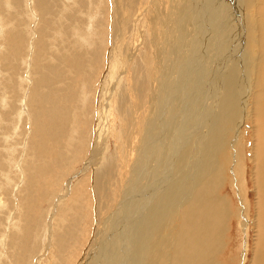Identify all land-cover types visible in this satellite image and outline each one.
Returning a JSON list of instances; mask_svg holds the SVG:
<instances>
[{"label":"rangeland","instance_id":"1","mask_svg":"<svg viewBox=\"0 0 264 264\" xmlns=\"http://www.w3.org/2000/svg\"><path fill=\"white\" fill-rule=\"evenodd\" d=\"M6 1L0 0V264H74L75 259L78 264L82 259L85 261V256L90 258L88 250H93L92 242L100 227L109 233L114 231L113 226L106 228L102 224L107 216L116 213L125 188L130 190L128 179H131L130 165L136 155L134 148L139 147L138 141L141 143L151 132L148 130L143 135L147 130V120L156 122L152 118L156 116L150 117L149 113L150 105L158 97L160 85L150 31L153 25L149 23L150 14L156 13L153 9L156 0ZM138 1L144 6L141 14L142 7ZM175 1L174 5H177ZM188 1H185V7L190 9L193 2ZM228 1L233 9H242V14L236 17L239 26H235V41L240 40L237 60L243 59V63L237 65L232 61L229 71L236 76L233 75V96L229 97L231 107L228 109L232 112L228 116L221 111L224 101L229 104L228 94H223L214 84L223 74H228L229 67L225 65L221 71H215L210 66V60L205 73L195 76L198 78H195L196 82L195 79L192 81L197 90L198 85L205 86L206 90L201 88L203 102L198 99L199 107L191 106L197 95L192 87L188 105L179 104L181 111L185 112H180L178 116L179 121L182 120L181 125H184V132L183 137L174 132L176 136L173 134L172 139L174 142L178 140V146L185 139L184 148L188 156L185 154L184 157L188 159L183 166L184 173L179 170V174L176 169L175 179H183L180 183L182 185L184 181L186 185H183L179 195L183 207L181 205L182 209L172 214L165 236L172 231L174 239L178 237L194 201L191 192L203 186L206 180V183H215L216 197L226 205V213L221 208L213 214L212 220L224 212V219L220 221L224 225L220 231L221 247L214 246L218 252L212 256L208 252L209 264H264V210L261 211L264 193L260 184L264 178V120L257 113L258 107L264 108V89L258 87L264 78V49L259 41L256 42V38L260 39L259 33H256L254 44L248 42L250 33L247 28L251 21L249 16H252L258 30L256 22L260 20L261 10L255 4L250 8L248 0ZM228 1L225 0L227 4ZM120 3L121 10L118 8ZM172 3L171 0H163L167 13L171 11ZM197 8L200 9V5L197 4ZM118 15H125L127 21ZM195 39L198 42V37L195 36ZM193 44L190 43L191 48ZM213 73H216L215 81ZM137 127L141 137H138ZM187 135L191 136L189 141ZM126 138L130 140L129 151L123 147ZM97 141L105 144L106 149L101 152L99 162L93 163L90 161L93 149L99 143ZM169 148L166 146L165 151ZM200 173L203 176L197 178ZM87 175L90 185L84 181ZM108 176L114 177L116 184H112L111 190L116 196L109 193L108 188L104 189V177L108 179ZM81 182L82 189L84 185L87 187L84 189L89 198L82 197L85 194L78 187ZM98 184L104 189L102 192L97 189L100 187ZM77 190L82 193L75 202ZM108 198L112 201L107 203ZM87 199L92 201L83 203ZM139 199L134 197L130 211ZM102 206H108L109 210L100 209ZM115 219L108 221L118 225L122 221V217ZM117 228L116 234L122 227ZM150 231L144 227L141 233L146 240L151 237Z\"/></svg>","mask_w":264,"mask_h":264},{"label":"bare ground","instance_id":"2","mask_svg":"<svg viewBox=\"0 0 264 264\" xmlns=\"http://www.w3.org/2000/svg\"><path fill=\"white\" fill-rule=\"evenodd\" d=\"M8 1H6V2H8ZM117 1H119V0H117ZM171 1H173L171 11L169 13H167L165 8H164V5H163V0H156L155 5L158 8L154 5L153 9L156 10V13L154 10L155 14H153V12L150 14V22H149L150 25H153V29H151L150 31H151V37L153 38V40H152L153 45L152 46H154V48L156 50L155 54H154V59H156L155 66H156V72L159 75V83H160L159 90L157 93L158 97L157 98L154 97L155 101H153V103L150 105V109H149L150 117H152V115H155L156 118L154 116L152 118H154V120L156 119L155 120L156 122L153 123V120H150L148 118L149 120H147V130L145 129V132L143 133V135L145 136L146 133L148 132V130L149 131L151 130V132H149V134H148L149 136H145V138H143L144 140L141 143H140V141H138L139 147L134 148V149H136L135 158L133 160V163L131 165L129 164L132 167L131 179H128V181L131 182L130 183V190L128 189L129 188L128 187L129 185H128L127 186L128 188H125L123 194L120 196L121 205L116 206L117 207L115 210L116 213L115 214L112 213V215H109V217L107 216V218H105L106 220L102 224L106 228L113 226L114 231L109 233V232H107L106 229L104 230V228H103V230H102V228L100 227L99 234H97L95 240L92 242L93 243L92 244L93 250H88L89 253L87 252L88 255L90 254V258H89V256H85L86 257L85 261L82 259V261L78 264H209L210 257L208 259V257H207L208 252L210 251V253H211L210 256H212L214 254V252H216L215 247L216 248L221 247L219 245L220 238H221V232L220 231H221V228L223 227L224 224L220 223V221H223V219H224V212L226 213V205L224 206V203H222L221 199L216 197L217 195H216L215 183H212V182L206 183V180L203 181L204 182L203 186H201L199 189L195 190L194 192H191L192 193L191 196L194 198V201H193V203L191 202L192 205L189 204V205H191L190 206L191 208L189 207L190 210H189L188 214L187 215L185 214L186 216L184 218V222H183L181 231H180L179 235H177L178 237L174 239L172 231L168 233L169 236L168 235H166L167 237L165 236V232L169 230V225H170L172 214L175 212V210L179 211L181 208L182 203H180L181 199L179 198V195L182 192L183 185H186V184H184L185 183L184 181L182 182V185H181L180 181H182L183 179L182 180L180 179V181H177L175 179L176 169L178 170L179 174L181 173L180 172L181 170L184 173L183 166L188 159L187 157H184L185 154L187 153V150L184 148L186 146V145H184L185 139L181 142V145L179 144V146H178V145H176L178 140L174 142L172 139V135L173 134L175 135L174 132H177L179 137L182 136V132H184V128H183L184 125H181L182 120L179 121L178 116L181 113H185V112L181 111L179 104H181L182 106H183V104L188 105L187 99H188V95H190L189 91L193 87L192 81L195 78L198 79L197 77L200 76V73H205L204 70L208 68L207 65L210 63V60H211L210 66L215 71H218V69H220V71H221L222 69H224L225 65H227V67H229L228 74L227 73L223 74L222 78L221 77L218 78L219 81L218 80L215 81V79H214L216 73H213L212 75H213V80L215 81L214 84H215L216 88L219 91H221L223 94H225V95L228 94L227 97H228L229 104L227 103V101H224L223 105H221L222 106L221 111L226 112L228 116L231 114L232 111L230 109H228L229 107H231L229 97L233 96V92H231L233 90H231V89L234 88L233 86H234L235 78H233V75L235 76V73L229 72L232 69V66H230V63H232V61H235V63H237V65L240 62L243 63V59L237 60L239 57V55L237 53L238 52L237 49L239 48L240 40H239V42L235 41V36L237 34L235 32L236 31L235 26H239V25H237V21H236L237 18L236 17H237V14H238V16H240L242 14V9H240V7L238 8V10H237V7H235L233 9L232 5L230 4V1H228V0L227 1L229 4H227L225 2V0H206L205 2H202L201 4L198 3V2H200V0H198V2L196 0H194V1L192 0L193 5H191L190 9L188 6L185 7L186 3H187V2H185L186 0H182V1L181 0H178V1L177 0L176 1L171 0ZM174 1L176 2L177 5H174ZM248 1H249V7L250 8H252V6L255 4V5L259 6L260 10H261L260 20L258 22H256L258 30L256 29V25L254 24V21L252 19L253 17L249 16V18H251V21H249L250 23L248 22V26H247L248 33H250V37H249L248 42H250V43L252 42L254 44L255 38H256V33H259L258 35H260V39L257 40V38H256V42L259 41L260 47H262V49H264V24L259 23V22H264V0H248ZM188 2H190V1H188ZM239 2H243V1H239ZM122 3H123V1H122ZM196 3L198 5H200V9L197 8ZM120 5H121V3L119 4L118 8H120V10H121ZM146 5L148 6L149 2H147ZM233 5H234V3H233ZM140 6L142 7L140 9V14H141L142 13L141 11L143 10L144 6H142V3H140ZM235 6H236V4H235ZM131 8H133V7H131ZM128 10L130 11V9H128ZM148 14L149 13H147V15ZM128 15H129V13H128ZM118 16L120 19L127 21V19H124L125 15L124 16L118 15ZM130 16H128V17L129 18H134V17L136 18V14L134 15V17H130ZM147 18H148V16H147ZM128 20H130V19H128ZM243 20H245V19H243ZM172 24H173V27H172ZM90 25H91V23H90ZM0 31H2V30H0ZM253 31L255 32L254 36H252ZM176 32H178V34ZM195 36H196V38L198 37V42H197V39H195ZM251 36L253 37L252 39H251ZM193 42L195 43V47H193L194 46ZM190 43L193 44L192 48L190 47ZM174 52H176L175 56H174ZM242 54H243V52H242ZM263 56H264V53H263ZM174 59H175V61H174ZM171 63H173L172 66H170ZM180 68H182V69H180ZM84 76H86V75H84ZM195 76H197V77H195ZM39 79L41 80V78H39ZM196 79H195V82H196ZM203 79H205V77ZM171 80H172L173 84L170 83ZM35 81H37V80H35ZM50 81H52V80H50ZM51 83H53V81ZM202 83L205 84L204 81ZM242 83L245 84V82H242ZM197 84H199V81ZM213 86L214 85H212V87ZM204 87L205 86H203V85L201 87L198 85L197 88H199L200 90L199 89L197 90L193 87L196 90L195 92H197L196 93L197 95H196V98L194 97L195 95L193 96V98H195V99H194V103L192 105L190 104L191 106L194 105V106H197V108L199 107V103H198L199 100L198 99H200L202 101L203 94L201 93V88L206 90V88H204ZM258 87L260 90L264 89V78H263V82H262V80L259 82ZM67 88H69V87H67ZM173 90H174V93H173ZM183 91H186V92L184 93ZM181 92L184 94L181 95L180 94ZM193 92H194V90H193ZM69 94H71V93H69ZM191 94H192V92H191ZM134 96H137V94L136 95L134 94ZM142 97H144V96H142ZM54 98H56V97H54ZM68 98H69V96H68ZM139 99H140V97H139ZM142 100H143V98H142ZM225 100H226V98H225ZM30 101H31V99H30ZM125 102H126V100H125ZM203 105H204V103H203ZM216 105H217V102H216ZM260 105H262V104H260ZM94 106L95 105H93V107ZM160 106H161V109H160ZM67 107H69V106H67ZM118 107H119V105H118ZM202 108H204V107H202ZM202 108H200V109H202ZM135 109H138V108H135ZM125 110H126V108H125ZM197 110H199V109H197ZM110 112H112V111H110ZM209 112L207 114H209ZM198 113H196V115H198ZM257 113L259 116H261V119L264 120V108L261 107V109H260L258 107ZM201 114H203V113H201ZM94 115H96V114H94ZM122 115H124V114H122ZM193 115H194V113H193ZM48 116H50V115L48 114ZM62 116H63V114H62ZM187 117H190V116H187ZM187 117H185V119ZM192 119H193V117H192ZM205 119H206V117H205ZM129 121H130V119H129ZM183 121H184V118H183ZM191 121H190V123H192ZM202 122H204V121H202ZM52 123H54V122H52ZM69 123H70V121H69ZM190 123H188V124H190ZM185 126H186V124H185ZM137 129H138V127H137ZM174 129H177V131ZM210 129H211V127H210ZM73 130H75V129H73ZM139 132H140V130L138 129V133ZM154 132H155L156 137L154 136ZM262 133H264V132H262ZM140 134L141 133H139L138 137H141ZM134 135H137V134H134ZM157 135H158V137H157ZM190 137H191L190 135L189 136L187 135L188 141L190 140ZM194 137H195V135H194ZM126 139H127V142L125 144L123 143L124 144L123 147L127 148V150L129 151L130 150V146H129L130 140L128 138H126ZM138 140H139V138H138ZM46 142H48V140H46ZM97 143L98 144H96V146L93 149L92 158L90 161V162L93 161V163L99 162V157H100L101 152L104 149H106L105 144L100 143V141H97ZM200 145H198V146H200ZM148 146H150V148ZM166 146L170 147L168 151H165ZM39 148H40V146H39ZM196 148L198 149V147H196ZM200 148H203V147H200ZM182 149H183V151H182ZM76 150H77V148H76ZM84 151H86V150H84ZM198 152H199V150H198ZM129 155H130V153H129ZM48 156H50V154L46 155V157H48ZM211 156H213V155H211ZM104 157H105V155H104ZM127 158L130 159L129 157H127ZM202 159H204V158H202ZM100 162L102 163V160H100ZM128 162L129 161L127 160V163ZM203 162H204V160H203ZM120 163H121V161H120ZM51 164H52V162H51ZM205 164H204V166H205ZM206 165H208V164H206ZM48 166H50V165H48ZM118 169H119V167H118ZM58 171H59V169H58ZM138 172H140V174L137 175L136 173H138ZM194 174H196V173H193V175ZM134 175H136V176L134 177ZM261 175H262V173H261ZM201 176H203L202 173H200L197 176V178H199ZM88 177L89 176L87 175L85 178L86 180H84V181L87 182ZM99 177L101 179V176H99ZM181 177L182 176H180L178 178H181ZM107 178L108 179H106V177H104V179H105L104 181H106V185L104 186V189L108 188V191L110 193L113 191V190H111L112 184L113 183L116 184V183L113 180L114 177L108 176ZM183 178H184V176H183ZM194 178H195V176H194ZM125 180H126V178H125ZM258 180L260 182V176H258ZM47 181H48V179H47ZM86 182H84V184L88 183V182L87 183ZM33 183H34V181H33ZM43 183H45V181ZM95 183H96V181H95ZM119 184L117 185L118 187H119ZM260 184H261V190H263V193H264V178L263 177H262ZM82 185H83L82 182H81V184L80 183L78 184L79 189L82 192H84V194H85L82 197L84 199H86L87 197L89 198V196H88L89 194H87L85 192V189H84L86 186L84 185V188L82 189V187H83ZM88 185H90V184L88 183ZM100 187L97 189H100V191L102 192V190H104V189H102V187L101 188ZM32 190H33V188H32ZM117 190H118V188H117ZM100 191L98 190V192H100ZM121 191H122V189H121ZM82 192H80L79 190H77L75 192L76 193L75 202L79 200V198L81 197L80 194ZM100 193H97V194L99 195ZM111 194L116 196L115 192H112ZM104 195H106V193ZM99 197L101 199V196H99ZM134 197H138V198L140 197V199L138 200L136 207L132 211H130L129 208L131 207V202L134 199ZM104 198H105V196H104ZM104 198H103V200H104ZM135 199L137 200V198H135ZM88 200L89 199H87L86 201L84 200L83 203L87 202ZM90 201H92V200H89V203H90ZM106 201H107V203L109 201L111 202L112 198H108ZM98 204H100V201ZM134 205H135V203H134ZM103 207H104V210H105V208H108V206H106V207L102 206V207H100V209L103 210ZM182 207H183V205H182ZM221 208L224 209L223 214L221 216H216L214 218V220H212L213 214L215 215V213H217ZM263 208H264V196H263V200H262L261 211L264 210ZM29 210H30V208H29ZM108 210H109V208H108ZM90 211H92V210H90ZM107 212H109V211H107ZM263 216H264V212H263ZM118 217H122V221H120L119 225L117 223L111 224L110 221H108V219H110V218L112 220H114L115 218H116L115 220H118ZM102 219H99V220H102ZM97 224H98V221H97ZM117 226L122 227L121 230L118 232V234H116L117 229L119 228V227L117 228ZM144 227H148L149 230H151L150 231L151 237H149V239H147V240L143 236L144 234H141ZM91 231H92V229H91ZM89 236H91V235H89ZM135 238H137L136 241H135ZM83 241H85V240H83ZM84 244H85V242H84ZM216 250L218 252V249H216ZM134 252H135V255L133 254ZM132 255H133V257H132ZM79 256H82V255L80 254ZM75 260L73 262H74V264H77V263H75ZM76 262H78V261H76Z\"/></svg>","mask_w":264,"mask_h":264}]
</instances>
